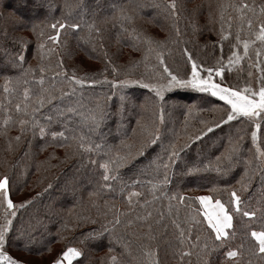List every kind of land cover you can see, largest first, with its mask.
Wrapping results in <instances>:
<instances>
[{
  "label": "snow or ice",
  "instance_id": "6c2138e0",
  "mask_svg": "<svg viewBox=\"0 0 264 264\" xmlns=\"http://www.w3.org/2000/svg\"><path fill=\"white\" fill-rule=\"evenodd\" d=\"M111 15H106L97 20V12L91 10L92 19L89 21L86 17L89 15V10L86 7L85 0H76L75 4H65L58 6L49 3L47 8L49 13H54L57 8L60 9L61 16L56 18L53 16L49 21L46 17L40 24H33L32 32L36 34L37 42L34 55L38 57V64L33 67L26 63V51L29 47V41L23 37L14 36L12 38L14 50L4 48V57L6 62L15 69H18L20 74L15 78L5 76L4 78V93L5 99L8 95L19 91L23 87L22 99L15 104V119L8 114V109L5 108L3 125L5 127L4 135L7 137V126L18 124L20 135H17L10 140H15L17 144L21 142L22 136L26 133H31L34 137L39 135L41 139L51 136V146H59L65 148V159L71 157H80L83 167V160L93 166L98 164L102 170L95 182V188L88 193L89 200L87 204L82 198L77 197L76 202L68 209L66 218H62V223L57 229V242H62L66 239L64 233L73 230L76 227H85L86 225H98L87 231L81 232L76 238L81 247L65 245L61 252L57 253L52 258L50 264H95L89 249V243L100 241L105 236L108 238L107 254L100 258L99 264H161L159 252L161 242L168 244L165 239L167 224H164V215L161 214L158 218L152 219V213L146 215L135 214L130 217V213L134 211V205L139 203L137 199L142 195L138 191H128L136 184L142 183L141 176H151L148 183L151 185L149 193L152 200L157 199L156 192H160L161 196H166L164 189L170 182V175L174 166L182 160L181 153L190 148L196 141L202 140L208 133H212L215 128L226 124L233 120H239L240 124L247 122L252 126L251 139L253 146H256L257 131L261 126L257 122V118L264 119V74L258 78V91L255 90L250 83H245L244 87H236L230 84L223 83L224 73L232 72L233 69L240 65L245 57L249 56L250 45L254 43L251 39L255 37L261 45H264V3L259 5L249 4L240 0V2L221 3L218 5V19L216 22L220 24L218 42L223 43L229 39V29L235 27L234 37L235 44L231 45V54L225 61L222 58L216 59L211 66H206L198 63L193 58L191 51L185 46L183 55L187 58L188 64L191 66V72L186 74V78L173 74L166 64L162 49L165 47L166 40H156L142 31H138L134 27L137 16L142 14L144 8L152 7L167 11L169 18L175 21L179 13L177 11L176 0H168L166 6L160 4H124L117 3L116 0H110ZM231 8L236 13L232 16L228 13ZM257 8L259 11L257 12ZM65 9H69L67 15ZM76 14L78 19L69 21L68 17ZM210 22L212 18H209ZM111 24L113 28L118 29L117 41L127 36L132 43V47L141 50L143 59L147 61L149 57L154 56L158 62V66L163 69L162 73H157L161 80H166L165 83H145L143 79L126 78L123 80L104 81L95 79L89 76L85 70L84 75L78 76L77 71L73 70L68 73L64 70L62 60L58 59L56 68L58 71H53L51 66H46L44 61L50 60L55 54L60 56V51H68V43L62 39L63 35L68 33V30L75 31L81 28H87V42L93 45L95 51V41L97 38L103 39V34L107 31L106 26ZM191 27L195 32L197 30L195 22H191ZM37 29L39 31L37 32ZM47 29V31H45ZM258 29V30H257ZM245 33L242 38L241 33ZM95 33V35H93ZM177 37L181 35L178 27L175 28ZM83 39V37H80ZM173 43H185L182 40H174ZM143 45L141 48L140 46ZM242 45L243 54H239L235 49ZM215 46V45H213ZM101 47L103 45L101 44ZM264 50L257 52V56L261 55ZM70 56L72 53H68ZM105 60L111 64V58L105 53ZM136 63H139L137 61ZM256 67L258 72L264 73L260 63L251 65ZM107 69H105L106 71ZM39 73L38 79L36 73ZM118 68L112 66V73H118ZM52 72L51 79L46 78V73ZM207 75H202V73ZM249 78L252 77V72H248ZM31 77V79H29ZM214 77H220L218 81ZM32 81L39 85L38 91H33L30 87ZM101 83H111L113 89L111 95H107L101 100L96 98V103L87 108L86 111H79L77 107L69 106L60 108L58 106L52 108V112L56 117L64 118L65 114H75L79 117L76 127H70L71 116L69 115L62 123L61 131H50V125L55 121L51 114H41V109L45 105H52L54 101L76 95L85 84L97 85ZM63 85V86H60ZM139 85L148 88L152 91L157 99L163 97L166 90L173 88H191L200 93H207L211 97H215L222 101L227 107L222 109L224 115L217 120L201 121L203 127L196 129L191 134H187L186 139L181 144H177L175 140L169 141L166 145L162 143L163 130L161 125L165 124L164 112L161 109L159 113V124L153 121L152 126L141 124V120L137 119V126L141 129L140 139L136 144L127 142V134L121 139L119 144L110 145L107 143L104 134L100 133V129L113 116L117 117V133L124 128L123 124L124 113L128 110L129 105L135 107L129 97L123 92V89ZM66 86V87H64ZM59 93V95H57ZM118 96L119 102L116 104L115 111L112 110L111 101ZM83 108V105H79ZM143 107V105H141ZM42 115V123L39 118ZM187 127V125H185ZM137 129L133 128V135ZM243 129L237 127L234 134H229L225 149L214 158L203 157L198 151L197 159L191 163H185L181 170L182 174H191L198 172L213 171L218 176L227 177L232 174L243 163V171L240 178L236 180L239 188L232 187L229 191L225 189L229 196V200L225 203L218 195L214 196L211 193H219L220 189L213 187L208 189L209 195H199L195 197H185L179 194L168 196L169 215L173 207L172 201H177L179 204L185 205L190 211L186 213L183 222L179 218V209L177 215L171 219V224L176 230V241L178 247L175 248L173 255L179 256L181 262L185 257L195 255L197 264H213L214 254L223 249L225 258L224 264H254V258H259L264 261V230L251 231L250 236L255 243H246L249 233L245 232L243 239L237 244L235 243L238 237L237 224L235 218L237 216L247 217L250 220L257 216L264 217V204L259 209L252 208L246 203L241 195V192L247 191L253 177L259 175L261 183V192L264 193V148L256 146L255 154L250 157L242 158L241 142L244 140L242 134ZM71 133V134H69ZM99 136L97 141L94 137ZM29 149L31 142L29 141ZM46 140L43 147L48 146ZM160 144L161 151L157 153L151 160L148 161L136 173L137 179L131 183L123 178L121 169L132 163L138 156H144L149 148ZM12 149L9 143V150ZM29 150H25V155H29ZM91 154V155H89ZM94 157H102L97 160ZM55 158L54 154H49L48 159ZM186 170V171H185ZM92 182L91 180L89 181ZM53 185L49 183L47 188L51 189ZM75 195L77 191L75 185L70 189ZM106 192L115 193L117 195L127 192L124 199L127 203V211H121L114 202L104 200L103 205L98 201ZM12 195V177L8 173L0 176V264H24L10 256L6 251V245L12 235L14 228V219L18 216L21 209H27L32 205L41 193H37L35 197L25 199L20 203H14L11 199ZM150 203L145 200L144 207ZM194 203L199 204L198 209L192 210ZM80 208L81 211H76ZM92 209H95V215L92 214ZM51 214V209H49ZM111 217V218H109ZM202 217V219H201ZM35 224L29 223L28 229L23 226L16 229L18 237H25L31 241L35 239V233L39 230L42 220L35 217ZM206 226V227H205ZM123 229L122 232L118 231ZM196 232L195 239H192L193 232ZM115 245H119L122 251L117 255ZM139 251V255H135L133 248ZM46 251L51 252V246H47Z\"/></svg>",
  "mask_w": 264,
  "mask_h": 264
},
{
  "label": "trees",
  "instance_id": "16d2710c",
  "mask_svg": "<svg viewBox=\"0 0 264 264\" xmlns=\"http://www.w3.org/2000/svg\"><path fill=\"white\" fill-rule=\"evenodd\" d=\"M8 5H14L19 11H22L25 16L22 18L21 15L17 14L14 9L3 8L0 10V176L8 173L12 177V195L11 199L13 202H18L23 198L25 193L30 190V184L34 182V178H39L40 176L49 177L51 173L55 170L58 165L55 162V158L48 159L49 154H54L53 146H51V136H47L46 140L49 142L48 146L45 145L46 140L41 139L39 135L35 137L31 133H26L21 138L19 144L15 140H10L17 135H20L19 125L11 124L7 126V137L4 135L5 127L3 125V119L5 115V108H7L8 114L15 119V104L22 99L23 87L19 88V91L11 93L8 95V99H5L4 93V78L9 76L15 78L20 74L18 69L9 71V64L6 62L4 57V48H8L10 51L14 50L12 38L14 36H23L29 41V47L26 51V63L25 67L32 65L35 67L38 64V57L34 55L37 37L36 34L32 32L33 24H40L42 18H48L50 21L52 16H61L60 9L57 8L54 13H49L43 10V7L47 8L49 3H53L58 6H63L67 4H75L76 0H35V2H30L32 0H0V7H3V2ZM26 2H29L26 4ZM117 3L124 4H160L166 6L168 0H116ZM240 2V0H176L177 11L179 13L178 18L173 21L169 18L167 11L162 9H156L152 7L144 8L142 14L137 16L135 20L134 27L138 31H142L144 34L160 41H167L165 47L162 49L164 53V59L167 66L173 74L180 77L186 78V74L191 72V66L187 62V58L183 55V48H187L191 51L193 58L196 59L198 63H202L206 66H211L215 63L216 59L222 58L225 61L227 57L231 54V45L235 44V27L229 29V39L224 41L222 44L218 42V35L220 29V24L217 21L219 8L218 5L221 3H233ZM249 4L259 5L264 3V0H244ZM86 7L89 10V15L86 17L89 21L92 19L91 10L95 9L97 12V20L99 21L106 15H111L112 9L110 8V0H85ZM48 9V8H47ZM16 14H14V12ZM69 9H65V14L67 15ZM259 8H257V12ZM228 13L235 16L236 13L233 12L231 8L228 9ZM40 14L43 16L40 17ZM212 18L213 22H210L209 18ZM69 21L73 19H78L76 14L73 17H68ZM195 22L197 30L194 32L191 27V22ZM178 27L181 35L179 37L175 34V28ZM107 31L103 34V39L97 38L95 41V51H93V45L87 42V28H81L75 31L69 29L66 35L62 36L63 40L68 43V51H60V56L53 55L50 60H45L46 66H51L55 68L54 71H58L56 68L57 60L60 59L63 62L64 70L71 73L73 70L77 71L78 76L84 75L85 70L88 71L89 76L100 81H104L105 78L108 81L122 80L121 76L116 73H112V66L118 68L120 71H137L144 76V79L159 80L160 76L157 73H162L163 69L158 66V62L154 56L149 57L147 61L143 59V53L141 50L133 48L131 41L127 36L121 38L120 42L117 41V31L118 29L113 28L111 24L106 26ZM25 30V31H24ZM258 30V29H257ZM39 29H37V32ZM47 31V30H46ZM95 35V33H93ZM242 38L245 37V33H241ZM83 37V39H80ZM251 39L254 41L250 45L249 56L245 57L240 65H237L232 72H225L223 77V83L230 84L236 87H244L245 83H250L251 86H258V78L264 74L258 72L256 67L251 66L256 63H260L262 69H264V52L257 56V52L264 50V45H261L259 41L255 40L252 36ZM174 40H182L185 43H173ZM101 44L103 47H101ZM215 45V46H213ZM141 48L143 45L140 46ZM239 54H243L242 45L235 49ZM68 53H72L70 56ZM105 53L111 58V64L107 63L105 60ZM89 60L93 62L89 63ZM139 61V63H136ZM3 66H2V65ZM91 65H97L98 68L94 71H89ZM105 69H107L105 71ZM252 72V77L249 78L248 72ZM202 75H207V73H202ZM39 73L37 71L36 78L38 79ZM52 73H46V78L51 79ZM31 79V77L29 78ZM216 80H220V77H214ZM254 83V84H253ZM63 86V85H60ZM30 87L33 91L39 90V85L32 81ZM66 87V86H64ZM254 88V86H252ZM258 91V88H254ZM111 83H101L98 85H88L85 84L83 88L78 91L76 95H71L60 100H56L52 105H45L41 109V114H51L55 118V121L50 125V131H61L63 121L70 115L71 122L70 127H76L79 117L75 114H65L64 118L56 117V114L52 112L53 107L67 108L69 106L77 107L79 111H86L87 108L93 106L96 103V98L100 97L101 100L107 95L112 94ZM123 92L129 97V99L134 102L135 107L129 105V108L124 113L123 124L124 128L120 129V133H117V117L113 116L109 119L106 124L99 130L100 133L106 135L107 143L110 145L119 144L121 139L125 138V133L127 134V142L131 144H136L140 139L141 129L137 126V119L141 120V124L152 126L153 121L157 124L159 123L158 117L160 110L162 109L165 116V124L162 127L163 130V140L162 143L166 145L169 141L174 140V138L184 132V128H178V122L181 117L184 116L185 112H188V108L191 107L189 104H195L193 109H196V120L199 123L198 128L203 127L201 121H212L217 119V110H215L218 105L225 106L222 101L215 97H211L207 93H200L191 88H173L163 93L161 99H157L152 91L140 86H130L123 89ZM130 94L132 97H130ZM59 95V93H57ZM197 98L199 103L188 102L186 100ZM119 102L118 96L111 101L112 110L115 111L116 104ZM177 103V104H175ZM79 105H83L80 108ZM143 105V107H141ZM42 123H47L43 121L42 115L39 117ZM128 119L127 123L125 120ZM264 122V121H263ZM248 123L240 124L239 121H230L226 124L221 125L219 128H215L212 133H208L207 136L202 138L200 141H196L192 146L181 153L182 160L178 162L172 174L170 175V182L164 189L166 196H161L160 192H156L158 197L152 200L149 189L151 185L148 181L151 176H141L140 180L142 183L136 184L134 187L128 189V191H138L142 195L138 197L139 203L134 205V211L130 213V217L135 214L146 215L148 212L152 213V219L158 218L161 214L164 215V224L168 225L165 239L169 241L168 244L161 242V248L159 252V258L161 264H197V257L195 255L191 257H185L183 262H181L180 257L173 255L176 247H178L176 237V230L171 224V219L175 218L177 215V209H179V218L183 222L186 213L190 211L185 205L179 204L177 201H172L173 207L171 209V216L169 215V200L168 196L173 194L183 195L187 197L198 196V193L208 191V189L216 187L219 188V193H211L212 195H218L225 203L228 202L229 196L225 189L231 190L232 187L239 188L236 184V180L240 178L243 171V163L233 170L232 174L223 177L218 176L213 171L208 172H198L191 174H182L181 170L184 168V164L196 161L198 151L205 156L208 154V158H214L224 151L225 145L228 141L229 134H234L237 127H241L244 132V127ZM251 126L250 124H248ZM133 128H136V134L133 135ZM242 132V134H243ZM263 132L260 135H263ZM71 134V133H69ZM257 140L262 139L261 136ZM97 141L99 136L94 137ZM31 142V147L29 149V143ZM184 141V140H183ZM183 141L181 143H183ZM219 141V149L212 150L214 144ZM9 143L12 145V149L9 150ZM179 143V144H181ZM256 146L264 148V138L263 140L256 142ZM256 146H253L252 140L245 138L241 142L242 158L250 157L255 154ZM62 148L55 146V148ZM64 153L67 151L62 148ZM25 150H29V155H25ZM161 151L160 144L154 145L148 149L144 156H138L132 163L128 164L125 168L121 169L123 178L131 183L132 180L137 179L136 173L144 165L148 163L157 153ZM212 151V152H210ZM197 152V153H196ZM91 155V154H89ZM43 157L46 159L47 163L39 165L37 163L38 158ZM97 160L102 159V157H94ZM55 162V163H54ZM82 161L80 157H75L72 161L70 167L61 176V183L55 185L58 186L52 190L51 193H42L36 201L30 205L27 209H21L18 216L14 219V228L12 230V235L9 238L8 244L6 245L7 253L12 256V248L14 245L19 249H25L26 246H22L19 240L25 241V237H18L16 229L23 226L28 229L29 223L35 224V217H39L42 220V224L39 230L35 233L34 240L29 241L30 245H35L36 250L38 245L50 242L52 240V234L57 231L62 223V218H66L65 214L66 208L73 206L76 202V198H82L85 204H87L89 197L88 193L93 191L95 188V182L98 179L97 173L100 170L98 164L93 166L87 162L85 158L83 160L84 166H81ZM186 171V170H185ZM92 181L91 183L89 181ZM75 185L77 191L75 195L70 190L72 186ZM209 192V191H208ZM127 192L122 194H115L111 192H106L102 197L104 200L114 202L121 211H127V203L124 196ZM243 200L248 203L252 208L259 209L262 204H264V193L261 192V183L259 175L253 177L251 184L247 191L241 192ZM36 196V195H34ZM65 196V197H64ZM244 196V197H243ZM33 197V196H32ZM69 197V201L64 204L60 203ZM30 198V196H28ZM148 200L150 203L141 207L144 201ZM99 203V202H98ZM100 205H103L99 203ZM200 206L198 203L192 205V210L198 209ZM59 208V209H58ZM49 209H51V214H49ZM77 211H81L77 208ZM92 211H95L93 209ZM95 215V212H94ZM111 218V217H109ZM202 219V217H201ZM235 223L237 224L238 237L235 243H239L244 237V233H249L246 243H255L250 232L264 230V217L260 216L257 212V216L251 220L247 217L237 216L235 218ZM98 227V225H87L84 227L86 230ZM206 227V226H205ZM88 228V229H87ZM83 230V232L85 231ZM118 231L122 232L123 229ZM80 234V233H79ZM196 232H193L192 239H195ZM47 237V238H46ZM19 242V243H16ZM38 243V244H37ZM97 243V244H96ZM108 238L105 236L100 241L90 242L89 249H97L100 254H107ZM11 249V250H10ZM116 254L118 255L122 248L119 245H115ZM31 251L27 256H36L39 251ZM134 254L139 255V251L133 248ZM227 249H223L220 252L214 254L213 264H224L225 258L223 252ZM95 264H99L100 258H96L95 255H91ZM25 263V262H24ZM27 264V263H25ZM254 264H264L258 257L254 258Z\"/></svg>",
  "mask_w": 264,
  "mask_h": 264
},
{
  "label": "rangeland",
  "instance_id": "374dc122",
  "mask_svg": "<svg viewBox=\"0 0 264 264\" xmlns=\"http://www.w3.org/2000/svg\"><path fill=\"white\" fill-rule=\"evenodd\" d=\"M15 2H18V0H15ZM30 2H35L36 3L37 1L32 0ZM39 2H40V0H39ZM28 3L29 2H26V4H28ZM57 5H58V3H57ZM3 8L14 9L15 12L18 15L20 14L22 18L25 16L24 14H26V13H23L22 11H19L17 9V7H15L14 5H8L5 1L3 2V7L2 6L0 7V10H3ZM43 10L48 12V9L45 8V7H43ZM15 12H14V14H16ZM53 16H52V18H53ZM40 17L42 18L43 16L40 14ZM54 17L59 18L57 16H54ZM69 17L72 18L73 15L72 16H69ZM52 18H51V20H52ZM44 20H45V18H42V21H44ZM46 30L47 29H45V31ZM90 62H93V61L92 60H89V63ZM97 68H98L97 65H91L89 71H94ZM10 69L14 70V68H12L9 65V68H7L6 70L9 71ZM52 70L54 71L55 68L52 67ZM118 74L121 76V79L122 80L123 79H126V78H133V79H138V80L139 79H143L145 83H165L166 82V80H161V78L159 80L144 79V76L142 78H140V76L142 74L140 72H137V71H120V72H118ZM137 86H139V85H137ZM252 86H254V88H256V87L258 88V86H255V85H252ZM146 89H148V88H146ZM166 91H168V90H166ZM130 97H132L131 94H130ZM186 101H188V102H192L193 101V102L199 103V100H197V98L189 99V100H186ZM175 104H177V103H175ZM189 105L191 107L188 108V112H185L184 116L181 117L180 120H179V122H178V128H184V130H183L184 132L178 134L174 138V140L176 141L177 144H179L183 140H185L187 134H191L192 132H194L197 129L199 123H200V122H198L195 119L197 113L195 112L196 109H193L197 105H195V104H189ZM224 108H226V107L225 106H220V105H218V107L215 108V110L218 111L217 112V114H218L217 119H219L221 116L224 115V113L222 111V109H224ZM213 119H215V117H213ZM127 120L128 119L125 120L126 123L128 122ZM234 121H239V120H234ZM263 121H264V119L257 118V122L261 126L259 129H256V131H257V138L259 137L260 133L263 132V129H264V122ZM185 125H187V127H185ZM162 127H163V125H161V128ZM251 130H252V126H249L247 124L244 127V132H243L244 137L245 138H249L250 140H252L251 139ZM260 136H261L262 139L257 140V143H258V141L263 140L264 133H263V135L261 134ZM105 137H106V135H105ZM53 149H54V152L56 153L55 162L58 163V165L56 166L55 170L51 173V175L49 177H44L43 178L42 176H40L39 178H34V182L32 184H30V190H28L25 193V195L23 196V198L21 200H19L18 202H15V203H20V202L24 201L25 199L28 198V196L35 197L34 195H36L37 193H41V194L42 193L44 194L45 192L51 193L53 189H55L56 187H58V186L55 187V185L57 183H59V181L61 183V179H62L61 176L70 167V165H71L72 161L75 159V157H71L69 159H65V153L66 152L64 153V150L62 148H58V147L55 148V147H53ZM213 149L214 150L219 149V141L216 144H214V146L212 147V150ZM210 152H212V151H210ZM203 157H208V154H206ZM37 163L39 165H43V164L47 163V161H46L45 158L40 157V158H38ZM198 175H199V173H198ZM49 183H51L53 185V187L51 189H48L47 191H44V189L47 188V185ZM209 194L210 193L208 191H204V192L198 193V196L199 195H209ZM68 198L69 197H67L66 200H64V201H62L60 203L64 204L66 201H69ZM98 202L101 203V204H103L104 203V199L101 198ZM71 207L72 206H69V208H71ZM69 208H66V211H65V214L66 215H68V209ZM76 211H77V209H76ZM19 212H20V210H19ZM19 212H18V214H19ZM94 212L95 211H92V214L93 215H94ZM84 229H85L84 227L83 228L76 227L73 230H69V231L65 232L64 235H65L66 239H64L62 242H57V240H58V237L56 235V232L57 231H55L52 234L53 239L52 240H49L50 242L45 243L44 246H43V243H40V245H38V249L39 250H36L35 245H30L29 241L26 242V239H25V241H23V240L20 241L19 240V242L22 244V246H26V247L23 250V249H19L18 247H16L14 245V248H12V250H14V252H12V254H13V256H14L15 259L20 260L22 262H25L27 264H50V261L52 260V258L54 256H56L57 253L61 252L65 245L75 246V247H81V245L77 242L76 238L80 235L79 233L83 232ZM85 231H87V230L85 229ZM19 242H16V243H19ZM49 245L51 246V249H52L51 252H48V251L45 250L46 247L49 246ZM35 250L36 251H39L40 253H38V255H36V256H32V255L27 256L28 254H30L31 251H35ZM92 254L95 255L96 258H100L101 256H105L106 255V254H100L97 249L91 250L90 251V255H92ZM73 264H76V262L74 261Z\"/></svg>",
  "mask_w": 264,
  "mask_h": 264
}]
</instances>
